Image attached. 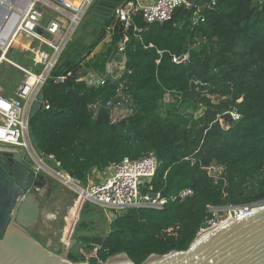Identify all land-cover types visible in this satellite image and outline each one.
Here are the masks:
<instances>
[{
  "label": "trees",
  "instance_id": "trees-1",
  "mask_svg": "<svg viewBox=\"0 0 264 264\" xmlns=\"http://www.w3.org/2000/svg\"><path fill=\"white\" fill-rule=\"evenodd\" d=\"M202 14L204 22L194 26L183 11L162 24L137 21L145 30L141 42L131 36L126 44L122 76L132 113L118 122H111L105 102L114 98L119 81L96 88L78 80L87 71L104 73L122 36L118 27L81 76L66 75L78 63L63 58L42 87L49 109L29 120L30 135L57 169L88 184L94 169L103 171L124 157L152 153L158 162L151 186L163 207L116 214L101 235L100 263L125 254L141 264L151 255L185 251L209 216L207 206L264 202V0H215ZM186 55V62L173 60ZM8 76L13 81L14 74ZM191 81L202 84L195 102L203 104L202 114L189 119L173 107L162 118L158 108L165 94L179 103ZM211 95L225 100L214 104ZM224 105L239 115L227 129L217 120ZM80 226L93 230L86 222ZM81 253L68 258L85 261Z\"/></svg>",
  "mask_w": 264,
  "mask_h": 264
},
{
  "label": "built area",
  "instance_id": "built-area-1",
  "mask_svg": "<svg viewBox=\"0 0 264 264\" xmlns=\"http://www.w3.org/2000/svg\"><path fill=\"white\" fill-rule=\"evenodd\" d=\"M96 0H0V12H4L0 25V66L5 63L24 75V79L17 86L14 96L0 95V154L4 152H26L35 161V172H45L55 176L59 183L75 192L77 199L83 196L84 203L90 202L114 216L118 212H125L129 208L161 209L164 199L159 193H154L151 181L157 169V159L152 154H146L138 159L124 157L120 162L109 167L110 175L102 181L83 186L80 180L72 178L64 171L50 166L54 163L52 155L39 152L31 140L29 129V109L36 100L47 78L53 69L65 58L70 60L66 48L73 42V36L88 20L94 11ZM215 0L200 3L199 0H116L113 8L115 25H104V33L100 43L111 42L115 29L118 27L121 38L117 42L112 58L107 62L102 74L89 71L78 80L90 87L103 86L107 81H119L114 98L105 102V107L111 113V122L115 123L132 113L130 97L125 92L127 81L122 79L125 73L126 44L130 37L142 41L141 35L145 27L139 26L137 21L145 25L162 24L172 21L177 12L183 11V18L189 20L190 25L204 22V9H212ZM110 16L108 17V19ZM101 19V18H100ZM105 22V19H101ZM20 35L35 40L38 44L27 46L25 55L27 65H19L12 60L4 59L13 41ZM97 46V45H96ZM91 48L79 58L78 68H85L84 64L94 57L95 49ZM152 44L144 46L151 48ZM176 63L188 61L187 55ZM75 62V63H76ZM78 70V69H76ZM67 72L66 75L76 74ZM33 82H29L31 78ZM65 74L58 76L56 81L62 82ZM42 108L49 109L45 100ZM235 122L239 115L234 110L227 111ZM219 117H217L218 122ZM221 125V124H220ZM228 127H226L227 129ZM108 167V168H109ZM186 191L182 193L185 195ZM264 202L241 206H227L215 208L207 206L209 216L199 228L196 237L202 236L223 222L249 215ZM68 244H65L67 247ZM101 247L98 246L91 253L96 256Z\"/></svg>",
  "mask_w": 264,
  "mask_h": 264
},
{
  "label": "water",
  "instance_id": "water-1",
  "mask_svg": "<svg viewBox=\"0 0 264 264\" xmlns=\"http://www.w3.org/2000/svg\"><path fill=\"white\" fill-rule=\"evenodd\" d=\"M116 0H96L94 11L88 16L73 36L75 44L87 42L92 34L91 21L105 19V25H115L113 8ZM110 18L108 19V17ZM4 12H0V25ZM82 47L74 50L70 45L66 52L71 63H75ZM74 51V52H73ZM1 54V53H0ZM183 56L179 57V61ZM200 82L191 81L189 88L179 96V105L185 101L195 105L201 95ZM44 92L41 89L29 109L28 118L42 110ZM227 105L219 121L221 126L234 124ZM32 142L33 138L31 137ZM36 161L26 152H4L0 154V264H82L68 258L77 256L82 248L92 253L101 246L104 238L94 236L91 231L81 230L76 224L71 240L64 253L59 254L41 244L33 229L39 223L46 200L40 193L44 185V174L35 172ZM124 212H118L122 215ZM125 262L100 263L96 256L88 258V264H134L125 254ZM141 264H264V204L249 215L228 220L202 236L195 237L187 250L171 251L166 255H151Z\"/></svg>",
  "mask_w": 264,
  "mask_h": 264
},
{
  "label": "rangeland",
  "instance_id": "rangeland-1",
  "mask_svg": "<svg viewBox=\"0 0 264 264\" xmlns=\"http://www.w3.org/2000/svg\"><path fill=\"white\" fill-rule=\"evenodd\" d=\"M101 39L99 40L96 46V49L94 50L95 55L99 54L104 49L105 45L100 43ZM17 41H18V44L13 45V48L10 49L11 52L10 51L8 52L6 58L14 61L15 63L19 65H27L28 62L22 59L23 55L26 54L27 51L21 46V43L24 46H28V47L32 45L33 46L37 45L38 43L35 40L27 36H24V35H20ZM76 66H75V70L78 69L76 70L77 75L84 72L87 69L86 67L83 69V68H78V66L77 67ZM10 72H12L15 76L12 81L14 82V80L19 76L20 72L17 75V71L13 70L12 66L5 64V63H3L0 66V75H5V74L9 75ZM81 75H78V76H81ZM18 78H19V81L21 82L25 77L22 73H20V76ZM11 84L13 85L16 83L14 82ZM10 92L11 91L9 89L8 93ZM205 96L208 97L207 94H205ZM209 98L212 100L214 104H220L222 101L225 100V98L223 97L221 98V97H217L214 95L209 96ZM176 101L177 100L174 98L172 94H165V96L159 103V108H158L159 115L162 118H167L171 114V111L173 110V107H174L176 111H179L182 115H186L189 119L190 118L194 119V118H198L202 114V111L204 110V106L202 103H196L194 107L188 102L184 104L182 103L181 105H179V103L178 102L176 103ZM227 111H228V108H227ZM34 146H35V143H34ZM42 173L44 174V179H43L44 189L43 190L40 189L41 190L40 193L47 200H46L45 208L41 211V217H40L39 223L37 224L36 228L37 230L39 229V231L45 237H47V239L52 240L51 241L52 242L51 249H53L52 251H57L59 254H62L64 253L66 249L65 244L63 242L66 236V232H65L66 217H67L69 210L72 208L75 201L77 200V195L75 192H72L70 189H67L62 184H60L59 180H57L55 176L53 177L45 172H42ZM98 181L99 180L93 179L90 176V178L88 179V184L82 183V185L85 187L90 184L97 183ZM74 216L77 217L76 219L77 224H80L81 222H86L88 225L92 224L93 232L100 236L103 234H106V232L108 231V225L110 221H112L115 218V216L112 213L108 214L107 210H104L101 207L93 203H90V202L85 203L82 209L79 210V214H75ZM46 243H47V240L41 241V244L44 246H46ZM81 252H82L81 254L83 255L82 258H84L85 261H80V263L88 264V258L94 255H92L88 251L87 252L81 251Z\"/></svg>",
  "mask_w": 264,
  "mask_h": 264
},
{
  "label": "crops",
  "instance_id": "crops-1",
  "mask_svg": "<svg viewBox=\"0 0 264 264\" xmlns=\"http://www.w3.org/2000/svg\"><path fill=\"white\" fill-rule=\"evenodd\" d=\"M7 59V58H6ZM89 71H87V73H88ZM86 73V74H87ZM11 83H14V82H12V79L10 78V76H8V75H0V95H6V96H14V93H15V90H16V88H17V86L21 83L20 81L19 82H16V84H11ZM11 86V87H10ZM9 89H10V93H8L9 92ZM48 164H50V166H52L53 167V163H49L48 162ZM110 173H111V169H110V167L109 168H107V169H105V170H103V171H98V170H96V169H94L92 172H91V177L93 178V179H96V180H99V181H102L105 177H107L108 175H110ZM98 181V182H99ZM44 189V187L42 188V190ZM47 218H48V216H47ZM74 218V220H76V218L77 217H73ZM37 227V226H36ZM34 228L33 229V234H36L38 237H39V239L41 240V241H44V240H47V243H46V247H48L50 250H53V249H51V246H52V240H50V239H47V237H45L40 231H39V229L37 230V228Z\"/></svg>",
  "mask_w": 264,
  "mask_h": 264
},
{
  "label": "bare ground",
  "instance_id": "bare-ground-1",
  "mask_svg": "<svg viewBox=\"0 0 264 264\" xmlns=\"http://www.w3.org/2000/svg\"><path fill=\"white\" fill-rule=\"evenodd\" d=\"M19 37V36H18ZM17 38L14 39L13 41V45L14 44H18V41H17ZM0 42H3L2 41V38L0 37ZM20 44V43H19ZM21 46L23 48L27 47V46H24L22 43H21ZM4 59L6 60V57H4ZM33 77L29 80V82H33ZM83 203H84V199H83V196H81L79 199H77L74 203V205L72 206V208L69 210L68 214H67V217H66V236H65V239L63 240L64 244H68L69 241L71 240L72 238V235H73V231H74V228L76 226V220H74L73 217H75L74 215L75 214H79V210L82 209L83 207ZM68 211V210H67ZM66 212V211H65ZM44 214V212H43ZM77 219V218H76ZM44 222V221H43ZM76 223V224H75ZM62 232V231H61ZM108 261L110 263H117V262H125L126 261V258L123 254H119V255H115L113 257H110L108 259Z\"/></svg>",
  "mask_w": 264,
  "mask_h": 264
},
{
  "label": "flooded vegetation",
  "instance_id": "flooded-vegetation-1",
  "mask_svg": "<svg viewBox=\"0 0 264 264\" xmlns=\"http://www.w3.org/2000/svg\"><path fill=\"white\" fill-rule=\"evenodd\" d=\"M91 24L93 26V31H92V34H89L86 37L85 41L87 42V44L86 43H83V44L82 43L81 44H71L75 51L78 50L81 47L83 48L81 54L79 55V57L77 59V61L84 54L85 51L93 48V46L96 44V42L101 38V36L104 33V31H103L104 28L103 27H104L105 23L100 18H95L93 21H91ZM79 226H80V224H79ZM80 229L81 230H85V231H91L94 236L101 237L100 235L95 234L93 232V230H91L89 228H82L80 226ZM82 250H85V249L82 248L81 251Z\"/></svg>",
  "mask_w": 264,
  "mask_h": 264
},
{
  "label": "clouds",
  "instance_id": "clouds-1",
  "mask_svg": "<svg viewBox=\"0 0 264 264\" xmlns=\"http://www.w3.org/2000/svg\"><path fill=\"white\" fill-rule=\"evenodd\" d=\"M228 110H230V109L228 108ZM223 113H224V112H223ZM223 113H222V114H223ZM222 114H220L219 116H221Z\"/></svg>",
  "mask_w": 264,
  "mask_h": 264
}]
</instances>
